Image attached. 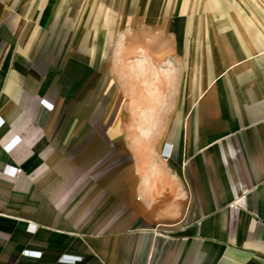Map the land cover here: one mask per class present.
Here are the masks:
<instances>
[{
	"label": "crops",
	"instance_id": "obj_1",
	"mask_svg": "<svg viewBox=\"0 0 264 264\" xmlns=\"http://www.w3.org/2000/svg\"><path fill=\"white\" fill-rule=\"evenodd\" d=\"M138 3L0 0V264H264V0L164 2L107 123Z\"/></svg>",
	"mask_w": 264,
	"mask_h": 264
},
{
	"label": "rangeland",
	"instance_id": "obj_2",
	"mask_svg": "<svg viewBox=\"0 0 264 264\" xmlns=\"http://www.w3.org/2000/svg\"><path fill=\"white\" fill-rule=\"evenodd\" d=\"M166 1L167 0H139L136 14L139 26L133 29L126 26L123 28H117L115 35L112 37L107 53L106 69L108 74L106 96H103L102 92H95L90 95V102H106L105 120L107 123H111L114 118L119 119L121 116L120 102H123V100L119 101V98L122 94L124 96L126 90L129 88V78L131 77L129 74L130 68L134 65L139 66L141 59H144L143 63H145V49L147 44L152 43L153 39H151V36L160 35L162 33L160 21L162 18V7ZM196 2L197 0H193L191 12L192 18H194V16L206 17L207 12L199 10L196 6H193ZM107 3L106 6L112 8V4L109 2ZM151 19L153 20L152 24L149 21ZM154 40L156 41L157 39L155 38ZM155 46L156 48H154V51L160 50V43L158 45L155 44ZM157 65L162 64L159 63ZM110 87L115 89L114 93L112 91L111 93L116 95V100H114V97L109 98L108 89ZM42 104L48 109H52L55 106L53 103L46 100H44ZM125 108L127 107L123 104V110ZM5 121L6 120L0 117V128ZM106 127H108V125ZM162 155L164 157V151Z\"/></svg>",
	"mask_w": 264,
	"mask_h": 264
},
{
	"label": "built area",
	"instance_id": "obj_3",
	"mask_svg": "<svg viewBox=\"0 0 264 264\" xmlns=\"http://www.w3.org/2000/svg\"><path fill=\"white\" fill-rule=\"evenodd\" d=\"M168 154V153H167ZM165 156V155H164Z\"/></svg>",
	"mask_w": 264,
	"mask_h": 264
}]
</instances>
